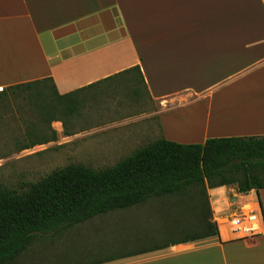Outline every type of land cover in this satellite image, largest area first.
<instances>
[{
    "label": "crops",
    "instance_id": "crops-1",
    "mask_svg": "<svg viewBox=\"0 0 264 264\" xmlns=\"http://www.w3.org/2000/svg\"><path fill=\"white\" fill-rule=\"evenodd\" d=\"M135 67L155 108L126 118L118 98L102 99ZM30 82L54 98L73 94L78 104L39 131L47 143L38 146L93 136L99 149L114 151L107 159L145 146L149 136L181 144L263 137L264 0H0V89ZM207 193L222 221L252 201L263 231L245 237L224 222L232 237L220 227L219 238L155 251L161 255L146 262L103 264H264V189L242 194L228 185ZM222 210L229 214L218 216ZM146 254L154 252L137 256Z\"/></svg>",
    "mask_w": 264,
    "mask_h": 264
},
{
    "label": "trees",
    "instance_id": "trees-1",
    "mask_svg": "<svg viewBox=\"0 0 264 264\" xmlns=\"http://www.w3.org/2000/svg\"><path fill=\"white\" fill-rule=\"evenodd\" d=\"M133 71L144 84L139 67L121 76ZM40 84H19L0 92L4 100L9 90H33L29 95L34 97L32 113L25 122L24 134L29 142L20 151L47 143L39 140V131L57 119L55 111L70 117L77 110L73 94L54 98L44 93L49 87ZM65 132L71 135L66 125ZM228 185H236L242 194L264 189V136L211 138L203 144H181L161 137L105 169L68 165L38 182L26 184L23 192L0 189V264H12L41 236L60 234L98 216L139 206L153 198H191L192 191L197 192L190 207L200 217L197 231L187 232L183 226L185 236L171 243L87 264H103L178 244L219 238L218 225L212 222L207 187Z\"/></svg>",
    "mask_w": 264,
    "mask_h": 264
},
{
    "label": "rangeland",
    "instance_id": "rangeland-1",
    "mask_svg": "<svg viewBox=\"0 0 264 264\" xmlns=\"http://www.w3.org/2000/svg\"><path fill=\"white\" fill-rule=\"evenodd\" d=\"M117 82L111 89L112 93L107 95L108 98L102 100L107 103L118 98V104L123 103L128 108L124 114L126 118L155 108L153 104L148 106L145 87L136 71L122 75ZM32 91L27 88L14 89L5 94L7 99L0 97V189L23 192L26 184L38 182L53 171L71 164H83L95 170L105 169L116 165L138 149L130 148L118 153L115 151L116 157L101 159L114 151L99 149L101 146L91 141L93 136L80 137L77 134L74 141L62 146L49 144L48 147L36 146L20 151L29 142L23 132L26 131L25 122L30 120L29 115L32 113L30 106L34 97L29 96ZM54 115L57 118L63 117L58 111ZM105 121L107 123L109 120ZM177 129L188 130L182 125ZM150 137L143 142L152 141L153 137ZM195 194L197 192L192 191L191 198L187 196L182 200L177 197L153 198L139 206L98 216L60 234L41 236L12 264H87L171 243L185 236L183 226L187 228V232L197 231L200 217L190 208ZM250 196L255 195L251 193ZM228 214L229 210L217 212L222 217ZM220 218L217 219L213 213L212 222L217 223L219 231L223 226ZM222 232L227 235L226 231ZM159 255L161 253L154 252L153 255L128 258L131 259L129 262H124L127 260L124 258L120 261L146 262L145 260ZM184 259L177 260V264L190 261L188 258ZM149 264H161V261L157 262L156 259L149 261Z\"/></svg>",
    "mask_w": 264,
    "mask_h": 264
},
{
    "label": "built area",
    "instance_id": "built-area-1",
    "mask_svg": "<svg viewBox=\"0 0 264 264\" xmlns=\"http://www.w3.org/2000/svg\"><path fill=\"white\" fill-rule=\"evenodd\" d=\"M2 90L3 88L0 89V91ZM237 214L232 219L225 220V223L232 225V233L251 237L263 231V221L259 218V209L252 201H245Z\"/></svg>",
    "mask_w": 264,
    "mask_h": 264
},
{
    "label": "bare ground",
    "instance_id": "bare-ground-1",
    "mask_svg": "<svg viewBox=\"0 0 264 264\" xmlns=\"http://www.w3.org/2000/svg\"><path fill=\"white\" fill-rule=\"evenodd\" d=\"M224 222L225 221H222L221 223H222V225H224ZM221 228H225V230H226V233H228L229 234V236L230 237H232L231 235H230V233H229V229L228 228H226L225 226H221Z\"/></svg>",
    "mask_w": 264,
    "mask_h": 264
}]
</instances>
